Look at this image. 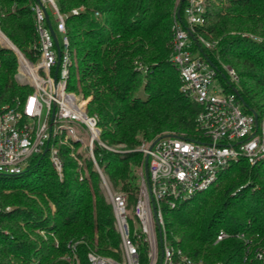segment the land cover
I'll use <instances>...</instances> for the list:
<instances>
[{"label": "trees", "instance_id": "16d2710c", "mask_svg": "<svg viewBox=\"0 0 264 264\" xmlns=\"http://www.w3.org/2000/svg\"><path fill=\"white\" fill-rule=\"evenodd\" d=\"M56 2L62 12L84 8L65 20L72 59L66 87L87 99V112L98 118L100 139L123 145L122 151H110L95 144L93 152L108 182L125 192L128 218L134 221L143 174L142 156L135 150L140 141L164 132L198 138L195 117L200 106L179 90L178 73L169 62L176 0ZM30 4L31 0H0V29L26 55L33 40ZM203 4L204 22L194 28L192 50L214 64L222 83L227 76L221 64L233 67L243 109L261 118L264 0ZM183 5H178L180 14ZM199 36L214 46L204 47ZM16 68L14 53L0 50V104L31 91L15 80ZM225 88L229 90L226 84ZM60 152L61 179L46 154L32 158L19 174H0V264H67L59 257L69 252V241H79V264H87L89 250L114 254L119 237L91 160L83 155L79 165L67 147L61 146ZM164 229L169 242L194 260L264 264V163L230 164L210 188L166 209ZM221 229L232 235L215 243ZM236 233H243L245 240ZM257 251L262 252L260 259Z\"/></svg>", "mask_w": 264, "mask_h": 264}, {"label": "built area", "instance_id": "2783aa9c", "mask_svg": "<svg viewBox=\"0 0 264 264\" xmlns=\"http://www.w3.org/2000/svg\"><path fill=\"white\" fill-rule=\"evenodd\" d=\"M182 2L179 17L176 11L181 1L175 2L169 62L178 73L179 90L200 106L195 117L198 138L164 132L157 139L140 142L135 150L141 152L143 158L147 157L148 178L140 174L133 206L134 221L128 218L125 192L113 189L107 175L99 169L93 152L95 144L110 151H122L123 145H109L100 139L98 118L87 112V99L66 87L72 59L65 20L69 13L75 14L84 8L79 6L62 12L56 0H31L30 55L17 48L0 29V50L9 49L16 58L15 80L31 87L24 96L0 104V174L21 173L45 148L59 179L63 176L61 146L69 149V155L79 165L83 155L91 160L111 205L119 241L113 255L89 250L87 264H222L194 260L171 244L164 229V211L210 188L232 163L240 160L249 165L264 163V116L255 117L243 109L238 98V76L233 67L221 64L227 76L224 83L229 90H226L225 84L216 78V68L200 52L192 50L194 28L204 22V4L203 0ZM45 13L56 36L59 57ZM197 40L207 48L215 44L201 36ZM77 130L86 134V141ZM37 232L45 237L43 230ZM231 235L221 229L214 242ZM234 235L245 240L243 233ZM78 243L69 241V252L59 259L67 264H79ZM54 245L58 246L57 239ZM256 257L260 259L262 252L257 251Z\"/></svg>", "mask_w": 264, "mask_h": 264}, {"label": "water", "instance_id": "95a60500", "mask_svg": "<svg viewBox=\"0 0 264 264\" xmlns=\"http://www.w3.org/2000/svg\"><path fill=\"white\" fill-rule=\"evenodd\" d=\"M181 2L183 1V0H180ZM176 15H177V17H179V8H177V11H176ZM45 18H46V21H47V23H48V27H49V30H50V32H51V34H52V37H53V40H54V43H55V46H56V49H57V53H58V57H59V48H58V44H57V40H56V36H55V34H54V32H53V29H52V26L50 25V23H49V20H48V16H47V14L45 13ZM204 57H205V59L207 60V61H209L210 62V64L212 65V66H214V64L205 56V55H203ZM215 67V66H214ZM54 79H55V77H54ZM239 96V95H238ZM239 100L241 101V99L239 98ZM241 103L243 104V102L241 101ZM252 113H253V115L255 116V117H257V113L256 112H254V111H251ZM158 137H156V139H157ZM155 139V140H156ZM46 150H47V148H45L44 150H43V152H42V155H44L45 154V152H46ZM143 175H144V178L145 179H147L148 178V172H147V157L145 156L144 158H143Z\"/></svg>", "mask_w": 264, "mask_h": 264}, {"label": "rangeland", "instance_id": "374dc122", "mask_svg": "<svg viewBox=\"0 0 264 264\" xmlns=\"http://www.w3.org/2000/svg\"><path fill=\"white\" fill-rule=\"evenodd\" d=\"M50 19H51V21L53 22V17H52V15H50ZM18 82H19V80H17ZM26 85H28V84H26ZM77 134L80 136V137H82L83 139H84V141H86V139H87V137H86V134L83 132V131H81V130H77ZM141 142V141H140ZM140 144V143H139ZM139 152V151H138ZM141 153V152H140ZM141 156H142V160H143V155H142V153H141ZM83 158V157H82ZM79 160H82V159H79ZM80 162H82V161H80ZM114 190H118V189H115V188H113ZM127 212H128V210H127ZM133 217H134V215H133ZM169 240V239H168Z\"/></svg>", "mask_w": 264, "mask_h": 264}]
</instances>
